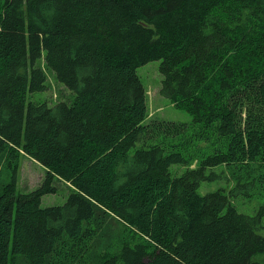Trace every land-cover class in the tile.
I'll list each match as a JSON object with an SVG mask.
<instances>
[{"label":"trees","instance_id":"obj_1","mask_svg":"<svg viewBox=\"0 0 264 264\" xmlns=\"http://www.w3.org/2000/svg\"><path fill=\"white\" fill-rule=\"evenodd\" d=\"M155 59L190 122L146 121ZM47 69L70 102L27 101ZM21 155L45 175L16 193ZM4 162L0 264H264V205L198 190L221 164L264 179V0H0ZM55 179L71 191L43 207Z\"/></svg>","mask_w":264,"mask_h":264},{"label":"rangeland","instance_id":"obj_2","mask_svg":"<svg viewBox=\"0 0 264 264\" xmlns=\"http://www.w3.org/2000/svg\"><path fill=\"white\" fill-rule=\"evenodd\" d=\"M159 62L160 60H151L137 68V73L146 90L148 106L146 121L157 119L180 121L181 123L190 122L192 116L187 110L174 106L167 97L160 94L161 75L158 71ZM46 71L47 89L29 92L27 101H47L49 105H53L58 101L70 102L73 99L74 93L56 79L52 70L47 69ZM205 145V143L198 142L195 144V147L202 149ZM18 163V170L14 181L16 193L28 192L36 188L45 175L43 166L26 155H21ZM173 168H176L178 171L181 169L178 165H172L171 169ZM210 171H215L219 176L211 180H202L198 187L200 193L204 194L217 188H224V192L229 196L230 201L239 212L251 215L261 210L264 205V179L259 176L250 185L246 183L244 186H238L236 179L230 177L231 174L226 165L221 164L214 168L206 169L207 173ZM10 180L11 170L4 162L0 167V188ZM239 180L243 182L244 179ZM53 184L56 187V191L44 194L41 197V206L43 207L62 204L71 191L68 183L63 180L55 179ZM262 220L264 222V215Z\"/></svg>","mask_w":264,"mask_h":264}]
</instances>
